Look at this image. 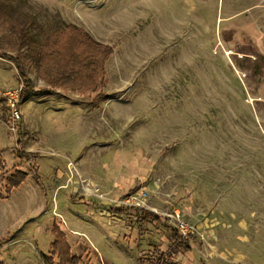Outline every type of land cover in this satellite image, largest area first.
Listing matches in <instances>:
<instances>
[{
  "label": "rangeland",
  "instance_id": "obj_1",
  "mask_svg": "<svg viewBox=\"0 0 264 264\" xmlns=\"http://www.w3.org/2000/svg\"><path fill=\"white\" fill-rule=\"evenodd\" d=\"M30 20L34 40L77 28L100 44L81 51L80 88L37 72L19 37ZM3 54L30 81L15 130L5 97L24 81ZM0 157L1 196L15 169L28 173L0 198V264L66 251L81 264L161 252L264 264V0H0ZM176 211L189 250L174 242Z\"/></svg>",
  "mask_w": 264,
  "mask_h": 264
},
{
  "label": "trees",
  "instance_id": "obj_2",
  "mask_svg": "<svg viewBox=\"0 0 264 264\" xmlns=\"http://www.w3.org/2000/svg\"><path fill=\"white\" fill-rule=\"evenodd\" d=\"M30 26H37L34 21L30 20L29 23H26L23 27H21V31L19 32V37L21 41V46L23 44H29L30 49L32 51V54L34 55L37 63V72L40 74V76L47 81V83L52 84L56 87H63L65 85H71L72 87L80 88L83 84L81 81L76 78V75L82 76L81 71L83 70V67H75L79 64L81 61V56L84 52H81L83 48H89L90 53L97 52L100 54L99 47L100 44H95L93 41L90 40V38L87 37V35L82 32L80 29L77 28H71L72 33L68 35H63L62 31L54 30L51 35H49L44 41H37L32 39L27 31V28ZM54 35L55 38L61 39L64 38V41L59 42H53L50 38ZM92 42L91 46L86 47L85 45L89 44L87 42ZM95 44L96 46H94ZM52 47V48H51ZM70 47L71 48L70 50ZM106 51L110 53V47L104 46ZM64 49L68 50V56L66 58V62H62V55L64 54ZM72 51V52H70ZM66 56V55H65ZM87 56V55H86ZM1 57H4L11 61L19 75V77L24 81V87L20 88V100H24L25 96L29 93L28 86L30 85L29 78L27 77L26 70L24 68V64L22 60L18 56H7V55H1ZM90 57V56H89ZM77 71L78 74H77ZM82 94V93H81ZM85 95V94H82ZM88 95V94H87ZM96 98L100 97L99 93L95 95ZM18 143V142H17ZM20 143V140H19ZM2 161V158L0 157V162ZM28 175L26 171H22L20 169H15L14 172L7 178V186L6 192L4 196L0 195V198L7 197L10 193V190L14 187H17ZM127 207L124 206H114L112 207L113 212L116 213H123L127 210ZM141 217L143 218H150L154 220H158V215L151 211L144 208H141L140 210ZM173 236L174 242L182 248H185L186 250H189L188 240L182 239L179 237L177 231L173 230ZM63 235V233H61ZM166 254H161L154 256L150 258V260L147 259H139L138 264H167V261L165 259ZM143 261V262H142ZM82 258L80 255H77L73 253V251L69 252L66 251L60 258L59 264H81ZM48 264H55L52 260ZM169 264V263H168Z\"/></svg>",
  "mask_w": 264,
  "mask_h": 264
},
{
  "label": "built area",
  "instance_id": "obj_3",
  "mask_svg": "<svg viewBox=\"0 0 264 264\" xmlns=\"http://www.w3.org/2000/svg\"><path fill=\"white\" fill-rule=\"evenodd\" d=\"M5 104L8 111V125L10 130H15V125L21 119V100H20V88L15 89L12 92H8L5 97ZM132 196V195H131ZM133 203L141 208H144V204L141 202ZM149 210V209H148ZM155 211V210H154ZM156 212V211H155ZM176 231L182 239L188 240L191 234L194 232L193 227L179 217V213L176 211Z\"/></svg>",
  "mask_w": 264,
  "mask_h": 264
}]
</instances>
